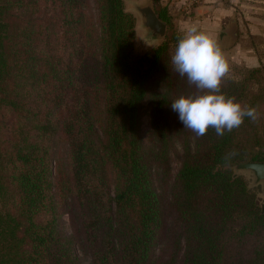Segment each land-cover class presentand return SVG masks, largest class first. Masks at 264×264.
Instances as JSON below:
<instances>
[{"label":"trees","instance_id":"16d2710c","mask_svg":"<svg viewBox=\"0 0 264 264\" xmlns=\"http://www.w3.org/2000/svg\"><path fill=\"white\" fill-rule=\"evenodd\" d=\"M122 1L0 0V264H79L73 236L60 230L61 201L93 264H157L168 237L165 264H264V204L229 170L264 163V65L228 66L221 92L257 118L223 136L212 128L192 141L186 135L163 200L152 178L155 166L169 171L170 89L147 88L158 78L183 83L187 94L196 89L173 69L184 34L170 30L167 9L154 0L165 42L136 55ZM144 101L151 153L139 129ZM62 139L73 200L56 202L50 167Z\"/></svg>","mask_w":264,"mask_h":264},{"label":"rangeland","instance_id":"374dc122","mask_svg":"<svg viewBox=\"0 0 264 264\" xmlns=\"http://www.w3.org/2000/svg\"><path fill=\"white\" fill-rule=\"evenodd\" d=\"M90 2V5H92L93 0H88ZM146 0H123V10L126 14H128L132 20H133V31H134V38L132 40V50L133 53L136 55H144L150 51H153L160 47L166 40L168 35V27L166 32V37L163 41H151L150 38L146 35V32L141 28L140 24V17L138 14L133 10V5L135 4H143ZM151 3L153 5V8L155 10V4L154 0H151ZM159 5L163 6L168 10L167 6H164L161 4V0H159ZM156 12V11H155ZM170 14V13H169ZM172 23L170 26V30H174L177 32H183L179 29L177 23L174 21V18L171 17ZM184 34V32H183ZM227 61V60H226ZM228 66H236L241 68H258L264 65V58L256 67L241 65L238 63H234L232 61H227ZM170 89V98L169 103L167 105V118L168 122L170 124V128L174 132V136H172L173 144L171 143L170 152L168 154V175L167 177L165 174H163L161 171V167L158 168V166L153 167V184L155 188L158 189V192H160L163 195V200H168V191L170 190L173 181L175 179V176L177 175V172L180 169L181 165V157H182V150H181V141L186 136L189 135V140L192 141L193 139V132L187 128L183 129V125L179 122L178 115L176 112H174L171 109V102L178 98L180 95H187V89L183 85V83H179L177 86L172 87L169 85L167 80L164 79H158L156 78L154 81H152L148 85V93L152 92H168ZM103 118H100L99 124L102 123ZM9 119L7 120V123H9ZM12 122V121H11ZM104 122V121H103ZM151 117L148 109V103L147 101L143 102L142 110L139 116V129L140 134L143 139V147L146 151L149 153L153 152L156 148V144L154 142V139L151 136ZM11 124V123H9ZM53 159L51 162V183L52 185V191L56 194L55 200L56 202L58 200H73L71 196V184H70V174H69V166H68V149L66 142L62 140H58L57 144H55V148L53 149ZM234 166V165H233ZM233 166L229 168V170L232 171L234 177L235 176H241L247 185V188L255 193V200L258 204H264V194L261 191L260 186H253L252 185V177L251 174L247 172H238L235 173L233 170ZM10 168V167H9ZM9 171L4 174V179H7L9 176ZM57 186V188H56ZM59 196H61V199H59ZM60 212L62 213L59 219L60 223V230L63 234L69 236H73L72 243H73V251L75 254V257L77 259V262L79 264H93L92 258L89 254V252L83 247L82 243V235L81 230L79 227V223L75 219V222L72 221V213L67 209L64 210L62 208V201L59 202ZM69 207H73V204H69ZM168 225L172 227V218H168ZM172 242L169 240V237L158 246V248L155 250L154 258L156 259L157 264H165L168 262L170 253H171V247Z\"/></svg>","mask_w":264,"mask_h":264},{"label":"clouds","instance_id":"9594fccd","mask_svg":"<svg viewBox=\"0 0 264 264\" xmlns=\"http://www.w3.org/2000/svg\"><path fill=\"white\" fill-rule=\"evenodd\" d=\"M183 31L171 62L174 71L196 89L171 102L183 129L191 130L197 138L209 128L223 136L225 131L239 127L245 117L255 120V108L242 106L235 97L221 92L220 84L229 67L216 36L196 26Z\"/></svg>","mask_w":264,"mask_h":264},{"label":"crops","instance_id":"0c3cea01","mask_svg":"<svg viewBox=\"0 0 264 264\" xmlns=\"http://www.w3.org/2000/svg\"><path fill=\"white\" fill-rule=\"evenodd\" d=\"M187 0H161L168 7L181 31L191 26L216 36L222 49L226 42L224 31L231 16L236 17V45L222 49L227 61L256 67L264 58V0H237L225 3L207 1L189 10ZM184 32V31H183Z\"/></svg>","mask_w":264,"mask_h":264},{"label":"water","instance_id":"95a60500","mask_svg":"<svg viewBox=\"0 0 264 264\" xmlns=\"http://www.w3.org/2000/svg\"><path fill=\"white\" fill-rule=\"evenodd\" d=\"M133 10L140 17L141 28L151 41H163L166 37L167 27L157 16L151 0H146L143 4L133 5ZM226 42L222 49L229 50L237 43L238 26L236 17L231 16L224 31ZM235 173L247 172L251 174L252 185L260 186L264 194V163H243L236 164L233 167Z\"/></svg>","mask_w":264,"mask_h":264},{"label":"built area","instance_id":"2783aa9c","mask_svg":"<svg viewBox=\"0 0 264 264\" xmlns=\"http://www.w3.org/2000/svg\"><path fill=\"white\" fill-rule=\"evenodd\" d=\"M207 1L218 2V3H225L237 0H187L186 4L184 5L185 9L189 10L195 6L201 5Z\"/></svg>","mask_w":264,"mask_h":264}]
</instances>
